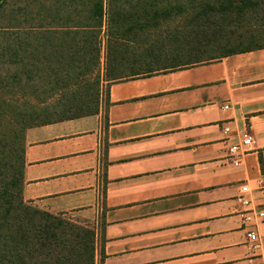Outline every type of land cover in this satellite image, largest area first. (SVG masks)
Returning <instances> with one entry per match:
<instances>
[{
	"label": "crops",
	"instance_id": "crops-1",
	"mask_svg": "<svg viewBox=\"0 0 264 264\" xmlns=\"http://www.w3.org/2000/svg\"><path fill=\"white\" fill-rule=\"evenodd\" d=\"M103 85L25 132L23 200L91 227L94 264H264V47Z\"/></svg>",
	"mask_w": 264,
	"mask_h": 264
},
{
	"label": "trees",
	"instance_id": "trees-1",
	"mask_svg": "<svg viewBox=\"0 0 264 264\" xmlns=\"http://www.w3.org/2000/svg\"><path fill=\"white\" fill-rule=\"evenodd\" d=\"M260 38L264 0H0V264H94L91 227L23 200L28 129L95 114L101 82L211 63ZM213 49L224 53L180 62Z\"/></svg>",
	"mask_w": 264,
	"mask_h": 264
},
{
	"label": "built area",
	"instance_id": "built-area-1",
	"mask_svg": "<svg viewBox=\"0 0 264 264\" xmlns=\"http://www.w3.org/2000/svg\"><path fill=\"white\" fill-rule=\"evenodd\" d=\"M223 109L224 110H227L228 107H224ZM224 132L228 134L230 132V129L229 128H225L224 129ZM251 144H252L251 138L245 137L244 140L242 141V143L240 145L233 146V147H231L229 149V154L231 156H236V157L240 158V157L244 156L245 154H247V152L249 151V148H250ZM243 192H246V189L245 188H243ZM249 220H250V218H248V217L245 218V221H249ZM248 237H249V239L251 241H254L255 240V236L253 234H249Z\"/></svg>",
	"mask_w": 264,
	"mask_h": 264
},
{
	"label": "rangeland",
	"instance_id": "rangeland-1",
	"mask_svg": "<svg viewBox=\"0 0 264 264\" xmlns=\"http://www.w3.org/2000/svg\"><path fill=\"white\" fill-rule=\"evenodd\" d=\"M260 41V44H262V43H264V38H260L259 39ZM244 47H247V46H244ZM224 49H213V50H208V51H206V50H201V51H199L198 53H196V54H193V55H189L188 57H185V58H183V57H181L180 59V62L181 61H184V60H189V59H201V60H206V59H209V58H213V57H215V56H219V55H222V53H224V51H223ZM169 63L171 64L172 62H170L169 61ZM169 64V67L171 66ZM105 90H106V87H105V85H103V91L105 92ZM90 106H92V105H90ZM84 110H80V111H75L74 112V114H76V113H81V112H83Z\"/></svg>",
	"mask_w": 264,
	"mask_h": 264
}]
</instances>
